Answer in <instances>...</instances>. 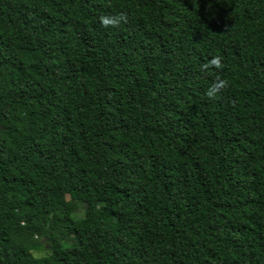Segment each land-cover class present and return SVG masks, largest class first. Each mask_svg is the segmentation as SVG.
I'll return each instance as SVG.
<instances>
[{
  "label": "trees",
  "instance_id": "obj_1",
  "mask_svg": "<svg viewBox=\"0 0 264 264\" xmlns=\"http://www.w3.org/2000/svg\"><path fill=\"white\" fill-rule=\"evenodd\" d=\"M0 264H264V0H0Z\"/></svg>",
  "mask_w": 264,
  "mask_h": 264
},
{
  "label": "clouds",
  "instance_id": "obj_2",
  "mask_svg": "<svg viewBox=\"0 0 264 264\" xmlns=\"http://www.w3.org/2000/svg\"><path fill=\"white\" fill-rule=\"evenodd\" d=\"M100 19L104 27H109V26H118L121 21L126 22L127 16L124 13H120L116 16H102ZM213 66L217 69H221L223 67L222 58L220 56L213 57L207 63L202 65V69H208ZM226 87H227V81L221 79L220 77H217L215 82L212 85H210L209 88L206 90L205 95L209 100H215L219 97L222 90Z\"/></svg>",
  "mask_w": 264,
  "mask_h": 264
}]
</instances>
